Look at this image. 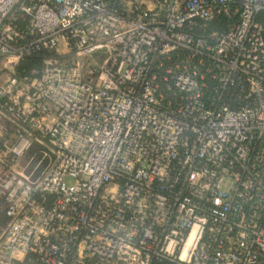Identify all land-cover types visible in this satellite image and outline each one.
Returning a JSON list of instances; mask_svg holds the SVG:
<instances>
[{"label":"built area","instance_id":"1","mask_svg":"<svg viewBox=\"0 0 264 264\" xmlns=\"http://www.w3.org/2000/svg\"><path fill=\"white\" fill-rule=\"evenodd\" d=\"M0 264H264V0H0Z\"/></svg>","mask_w":264,"mask_h":264}]
</instances>
